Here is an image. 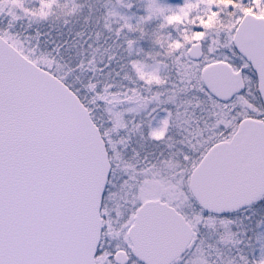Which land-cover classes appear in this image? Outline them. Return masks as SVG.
<instances>
[{
  "label": "snow or ice",
  "instance_id": "1",
  "mask_svg": "<svg viewBox=\"0 0 264 264\" xmlns=\"http://www.w3.org/2000/svg\"><path fill=\"white\" fill-rule=\"evenodd\" d=\"M0 264H264V0H0Z\"/></svg>",
  "mask_w": 264,
  "mask_h": 264
}]
</instances>
